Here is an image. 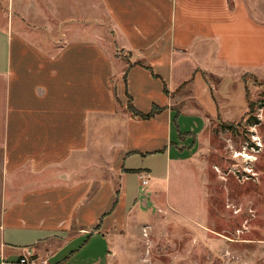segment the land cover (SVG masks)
Wrapping results in <instances>:
<instances>
[{
	"label": "crops",
	"instance_id": "crops-1",
	"mask_svg": "<svg viewBox=\"0 0 264 264\" xmlns=\"http://www.w3.org/2000/svg\"><path fill=\"white\" fill-rule=\"evenodd\" d=\"M48 3L73 5L80 25L52 12L55 33L39 20L45 9L36 24L0 11V264H20L27 249L78 264L91 242L103 251L79 264H112L128 226L174 207L172 178L191 172L212 117H239L226 116L232 95L264 73V0ZM131 102L160 111L138 118ZM103 121L117 134L107 176Z\"/></svg>",
	"mask_w": 264,
	"mask_h": 264
},
{
	"label": "rangeland",
	"instance_id": "rangeland-1",
	"mask_svg": "<svg viewBox=\"0 0 264 264\" xmlns=\"http://www.w3.org/2000/svg\"><path fill=\"white\" fill-rule=\"evenodd\" d=\"M66 6L70 12H60V6L48 0H0V11L13 13L15 21L24 17L36 24V13L45 9L39 20L55 33L60 30L51 20L52 12H60L61 17L69 13L75 22L68 23L80 25L77 9ZM102 28L110 44L109 27ZM52 34V39L58 37ZM92 34L89 30L79 36ZM46 35L43 36L48 41L50 36ZM244 80L247 95L245 87L240 95L242 86L236 85L233 94L240 96L232 95V109L226 115L232 119L237 113L239 117L233 121L220 115L212 117L189 160L191 172L185 178H172L170 196L174 207H165L161 202L153 219L128 226L112 264H264V73L249 74ZM233 89L229 87L228 91ZM103 122L97 159L107 176L109 145L117 134ZM134 179L136 176L129 178ZM101 251L100 243L91 242L79 254L78 264L88 263Z\"/></svg>",
	"mask_w": 264,
	"mask_h": 264
},
{
	"label": "built area",
	"instance_id": "built-area-1",
	"mask_svg": "<svg viewBox=\"0 0 264 264\" xmlns=\"http://www.w3.org/2000/svg\"><path fill=\"white\" fill-rule=\"evenodd\" d=\"M142 183H148V179L142 175ZM20 264H48V259L44 257L37 256L36 253L32 251V249H27L26 253H24L20 259Z\"/></svg>",
	"mask_w": 264,
	"mask_h": 264
},
{
	"label": "trees",
	"instance_id": "trees-1",
	"mask_svg": "<svg viewBox=\"0 0 264 264\" xmlns=\"http://www.w3.org/2000/svg\"><path fill=\"white\" fill-rule=\"evenodd\" d=\"M250 107H252V104H250ZM128 109H129V111H130L134 116H136V117H138V118H143V119L151 118V117L154 116L157 112L160 111V108L155 107V108H153V110L150 111L149 113H144V112L138 110V109L133 105L132 102L128 104ZM230 125H232V124H230ZM232 126H233V125H232Z\"/></svg>",
	"mask_w": 264,
	"mask_h": 264
}]
</instances>
